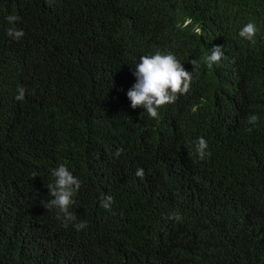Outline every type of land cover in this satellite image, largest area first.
I'll return each mask as SVG.
<instances>
[{"label":"trees","instance_id":"16d2710c","mask_svg":"<svg viewBox=\"0 0 264 264\" xmlns=\"http://www.w3.org/2000/svg\"><path fill=\"white\" fill-rule=\"evenodd\" d=\"M157 50L194 73L153 119L126 93ZM61 163L67 226L42 203ZM0 264H264V0H0Z\"/></svg>","mask_w":264,"mask_h":264},{"label":"clouds","instance_id":"9594fccd","mask_svg":"<svg viewBox=\"0 0 264 264\" xmlns=\"http://www.w3.org/2000/svg\"><path fill=\"white\" fill-rule=\"evenodd\" d=\"M7 19L10 24H14L19 20V17L9 15ZM257 31L256 25L250 22L240 30L239 35L248 41H254ZM7 34L15 39H20L23 36L22 30L15 28H9ZM223 56V47L215 46L210 54H205L199 61L192 60L191 63L194 65V71L200 67L201 62L210 69L214 64L220 62ZM134 65L132 74L136 82L127 91V98L133 109L143 108L153 119L159 118L162 106L174 103L179 95L186 94L190 89L194 71L186 70L184 64L171 52L164 53L157 50L154 54L141 56L139 62ZM23 98L24 90L19 89L16 99L23 100ZM247 120L249 124L256 125L259 122V116L251 114ZM195 151L200 160L211 155L204 137H199L195 142ZM119 154L118 150L117 155ZM51 173L54 181L46 185L49 189L50 199L42 203L49 211L55 209L58 218L62 215L64 224L67 226L68 222L76 220L75 214L70 209L75 203L74 196L81 188V181L64 163L53 168ZM136 176L143 179L144 169L138 168ZM113 203L114 198L111 195L101 198V207L106 210H110ZM169 218L179 220L180 216L173 214ZM75 227L77 231H80L86 228L87 224L82 221L75 224Z\"/></svg>","mask_w":264,"mask_h":264}]
</instances>
